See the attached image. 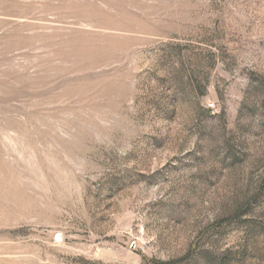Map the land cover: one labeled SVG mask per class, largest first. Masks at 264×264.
<instances>
[{
	"label": "rangeland",
	"instance_id": "374dc122",
	"mask_svg": "<svg viewBox=\"0 0 264 264\" xmlns=\"http://www.w3.org/2000/svg\"><path fill=\"white\" fill-rule=\"evenodd\" d=\"M0 264H264V0H0Z\"/></svg>",
	"mask_w": 264,
	"mask_h": 264
}]
</instances>
